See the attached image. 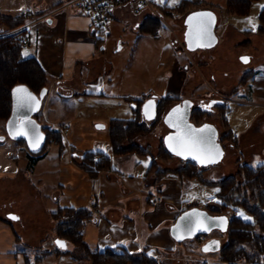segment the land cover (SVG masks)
<instances>
[{
    "label": "crops",
    "instance_id": "crops-1",
    "mask_svg": "<svg viewBox=\"0 0 264 264\" xmlns=\"http://www.w3.org/2000/svg\"><path fill=\"white\" fill-rule=\"evenodd\" d=\"M69 1L0 0V12L3 13L20 14L28 8L34 11L38 20L21 31L30 43V47L26 49L29 52L27 57H35L48 73L51 90L49 89L47 97H53L55 107L61 110L58 113V120L50 121L46 118L45 122L50 125L57 122L59 123L57 127L68 129L62 135L66 150L62 154L58 151V165L56 164L60 175L59 186L63 192L60 197L54 198L57 208L50 216L59 208H90L94 219L83 226L82 234L86 245L95 251L125 250L129 253L147 255L161 264L167 262L203 264L204 259L213 260L212 264H253L221 261L215 251L192 255L187 252L190 248L185 242L178 246L169 232L171 224L182 211L193 206L199 207L197 200H194L186 209H181L184 196L180 186L181 176L170 172L157 184H147L145 177L153 155L151 153L143 157L130 153L113 155L112 147L108 145L110 134L106 136L89 129V124L100 120V117L92 113L82 120L78 118L75 110L79 102L88 106V103L109 100L116 108H123L118 114L127 112L126 106L130 105V114L134 118L135 105L127 98L149 99L155 96L159 100L170 96L176 100L192 101V96H185L183 92L187 74L193 65L195 55H198L195 52H208L220 42L221 35L217 33V28L224 16L230 15L226 11L227 0H175V2L147 0L149 6L142 9H136L133 2L127 1L116 9V21L104 40L92 32L90 17L80 15L74 8L68 11L56 10ZM182 2L189 4L185 7L187 11L174 19L171 18L170 16L175 15L174 8L180 6ZM196 11H208L214 16L213 36L216 37V42L212 46H198L189 51L184 39L185 20L188 14ZM162 12L165 15H162ZM150 18L158 19L161 24L155 36L140 32L142 24ZM174 27L182 41L177 34H173L176 33L172 31ZM230 34L225 37H232L235 42L246 41L252 36L246 29H236ZM173 50H182L185 59L180 60ZM165 57L170 58L169 69L165 66L167 64ZM235 85L230 84L228 97L224 100L218 99L227 106L225 101L233 100L236 93L238 97L235 103L244 112L243 125L242 127L239 125L242 132L237 134L235 130L237 126L231 124V108H227L228 126L236 137V144L231 141L228 144V149L230 148L231 154L235 156L233 161L227 160L228 165L230 168H233V165L254 167L255 154L260 155L257 166L264 165V70H245ZM206 104L212 110L220 105L219 102ZM65 105L74 110L70 109L69 113H65ZM101 106L103 104L99 105ZM249 107L260 111L254 117H250L247 115ZM193 108L194 104L192 110ZM131 117L125 119H132ZM121 118L123 117H109L106 122ZM141 121L149 123L145 122L142 114ZM251 121L254 125L249 127ZM75 147L108 155L111 159V168L99 171L97 178L92 179L84 169L74 165L72 148ZM224 147L223 144V149ZM23 149L25 148L22 144L8 142L6 138L0 141V194L2 190L7 192L3 187L9 186L10 183L20 185L23 182L20 164L22 160L26 161L29 158ZM47 157L48 154L43 160ZM225 158L224 149V156L220 162ZM129 162L133 163L129 176L123 175L115 168L118 164ZM38 164L39 161L35 167ZM214 166L197 167L204 174L208 169H215ZM193 179L198 178L191 180ZM154 190L160 196H155ZM208 196L207 206L216 202L215 196L214 198L211 194ZM21 200L19 195L13 198L0 195V264H20V252L28 245L24 241L28 234L26 225L16 208ZM10 215L14 218H10ZM32 219L35 220L36 216L33 215ZM49 225L53 228L54 223L50 222ZM56 240L57 238L49 244L57 245ZM59 244L57 245L59 250H67L68 245H71L65 241ZM37 251L35 249V252ZM36 256L38 257L37 253Z\"/></svg>",
    "mask_w": 264,
    "mask_h": 264
},
{
    "label": "rangeland",
    "instance_id": "rangeland-1",
    "mask_svg": "<svg viewBox=\"0 0 264 264\" xmlns=\"http://www.w3.org/2000/svg\"><path fill=\"white\" fill-rule=\"evenodd\" d=\"M32 1V0H30ZM264 5V0L259 3H255L253 5V8L251 9L249 15L245 17H239L237 15H229V17L224 16L223 21L221 24H219L217 28V33L221 35L220 42L218 45L213 48L212 50L208 52H195L198 55H195L194 62L192 67H190V71L187 74L185 85H184V95L185 96H192V101L194 102V108H193V115H192V122L195 124H204V122H210L213 123L218 131L219 135L222 138L223 135L226 132V128L221 122L220 114L218 111V106L211 110V113H205L200 119H197V117L194 115V110L197 108V104H199L200 99H204V102H208L211 98H217L220 100H224L226 97L229 96L230 93V84H236L239 82L240 77H242L245 70L249 69H255V70H264V29L259 32V22L257 19V16L259 12L264 8L262 7ZM262 7V8H261ZM187 10H184L182 14H184ZM228 13V12H227ZM229 14V13H228ZM177 15L170 16L171 18H175ZM227 18V19H226ZM208 19V18H206ZM211 21L210 19H208ZM206 21V22H209ZM194 24H199L196 22V19L193 20ZM181 28V27H180ZM236 29L241 30H248L252 36L250 39L243 41V42H235L236 40H233L232 37H225V35L230 34L232 31H235ZM10 31L6 25H1L0 27V37L4 36L3 33H6ZM173 32H176L175 27L172 29ZM167 32V31H166ZM174 35L177 34L173 33ZM22 36H26L24 33L20 34ZM173 35V38H174ZM231 35V34H230ZM179 39H181L180 35ZM213 38L212 34L208 36V38L203 37L201 41L205 39H211ZM201 38V35L197 33L193 36V38L190 41V45L194 44V39ZM182 41V39H181ZM127 41H125L126 43ZM169 45V43H168ZM223 46V47H222ZM116 47V46H115ZM114 49L110 52L113 54ZM125 51V48H124ZM123 51V52H124ZM176 52L177 57L180 58V60H184V53L182 50L174 51ZM250 54H249V53ZM124 54V53H123ZM24 56H29L28 50H23ZM248 56L251 59V62L244 63L241 61V57ZM252 57V58H251ZM167 64L165 65L167 69H169L170 65V58H166ZM165 71V70H162ZM235 85V86H236ZM197 87V89H196ZM196 90H195V89ZM51 90V85L49 86L48 90ZM194 89V90H193ZM237 89V87L235 88ZM156 91V90H154ZM159 90H157L158 92ZM238 94L235 93V98L233 100H226V107L231 108V124L236 127V133H241L240 127L243 125V118H244V112L243 109L238 106V104L235 103V100H237ZM160 100V99H159ZM182 100V99H181ZM179 100H176L173 98L172 100H169V102L163 107L161 110V113L158 114L157 119L153 121L152 123H146L148 126H152V129L150 133L143 137H137L134 138L133 141H124L122 143V148H129L132 145H136V147L139 150H147L148 153H151L153 155L152 159L154 158L155 162L157 163L159 169L164 170L167 169L171 171L172 173H177L184 167H187L189 163L184 162L174 156H168V155H160L161 150L164 149L163 146V136L167 132V127L162 122V117L166 114V112L170 109V107L174 104H176ZM160 103V102H159ZM89 105H84L83 103L79 102L76 107V113L78 118L80 119H86L87 115H91L94 113L96 116L100 117V120L90 123L89 129H91L93 132H99L103 135L108 136L110 134V123L111 121L109 117H123L121 119L130 118L132 115L131 112V106L129 105L127 108V112H124L123 114H118L120 111L123 110V108H116L114 104L111 103L109 100H103L98 103H88ZM100 104H103V106L99 107ZM44 107H42V110L37 114L36 119L45 126H48L49 128H56L57 131H59L62 135L65 133V128L57 127L58 124L50 125L45 122L46 118L50 121L58 120V113L61 111L57 107H55V102L53 97L48 96L45 98ZM70 105V104H69ZM69 105L64 106V112L69 113L70 109L74 110V108L70 107ZM116 105V104H115ZM160 105V104H158ZM196 107V108H195ZM260 111V109L257 108H251L247 110V115L250 117H254L255 114H257ZM83 115V116H79ZM133 118V117H131ZM62 120V119H61ZM254 120V119H253ZM256 122V120H254ZM254 122L251 121L249 124V127L254 125ZM97 124H102L105 127L103 129H97L95 126ZM57 125V126H56ZM6 130H5V122L0 120V136H5ZM6 141L8 142H17L23 145V151L28 154V156H37L38 154L31 153L28 149L25 143H22L21 141H14L10 138L6 137ZM231 140H222V143L224 144V149L226 151V158L222 162H218L213 168L215 169H208L205 171V173L202 176V179L205 181L204 185L200 184L198 179H189L186 176H181V188L182 192H184L183 196V205L181 209H186L190 204L193 203L194 200H197V203H199V208L207 210L206 203L209 202V194H211L214 198L215 193L217 191V187L212 185L213 182H218L229 175L236 174L240 167H236L233 165V168H230L228 165L227 160H232L235 158V156L232 153V150L230 148L228 149V144ZM232 142V141H231ZM236 144V143H235ZM108 145L111 144L109 143ZM57 146L51 142L46 145V150L44 151V155L42 158H40L38 166H32L30 163V159L28 158L26 161L22 160L20 164V173L23 174V182L21 184L13 183L7 187H3L0 195H7L8 198L14 197L15 195H19L22 200L19 202V204H14L17 208V210L21 213L22 221L26 225L27 230V236L24 240L28 245L25 248H22L19 256V262L20 264H27L26 258L29 259V264H91V262L84 259V254L81 251H77V256H73V258L69 255H56L58 246L55 245V243L50 245L49 243L57 238L56 232L53 228H51V225H49L50 222H53L51 219L50 213L52 211H55L57 208V202H54L55 197H60L62 191V188L59 186L60 183V175L57 170L58 165V150ZM28 150V151H27ZM21 151H19L20 153ZM77 152H80L82 154L91 152V151H85L81 148H72V155L74 159L78 158ZM130 153V151H129ZM128 153V154H129ZM48 154V157L43 160ZM103 154V153H101ZM132 154V153H130ZM104 155V154H103ZM106 155V154H105ZM125 155V154H122ZM108 156V155H107ZM168 157V158H167ZM253 161V168H256L259 164L260 155L255 154ZM98 156L92 157L93 164L91 167V170L93 172L97 170V160ZM43 160V161H41ZM57 164V165H56ZM111 164V159H110ZM261 164V163H260ZM74 165L77 167H80V162L75 161ZM116 165V164H115ZM194 170L199 171V168L195 165ZM23 167V168H22ZM212 167V166H210ZM115 168L120 171L123 175L129 176L131 175V170L133 168V163L129 162L126 164H118L115 166ZM188 168V167H187ZM83 169V168H82ZM171 176V175H170ZM172 177V176H171ZM1 190V188H0ZM155 196H160L159 194H156V191L154 190ZM243 191H239L236 193V197H238L240 200H244L245 197L249 198L254 197L255 195L253 192L249 191L247 195H243ZM37 196V197H36ZM250 197V198H251ZM253 199V198H252ZM250 199V205H254L252 202H255L254 200ZM214 200L217 201L216 198ZM215 204V202H214ZM14 206V207H15ZM208 206H212V204H209ZM229 212L232 214H235L236 216L240 217L244 221H251V215L244 209L239 207L230 206ZM36 216V219L33 220L32 216ZM54 223V222H53ZM218 233L212 232L208 235L209 238H215L218 237ZM25 238V237H24ZM193 245H192V243ZM187 241L186 244L189 245L190 250L187 252H190L192 255L196 254H202V247L197 248L194 245V239L193 241ZM178 246L182 243H176ZM223 244V241H222ZM35 246H38L35 248ZM35 249L38 251L35 252ZM67 250H72V246L68 245ZM36 253L38 254V257L36 256ZM209 253V252H207ZM25 255L27 257H25ZM147 256V255H145ZM148 257V256H147ZM167 264H169L167 262ZM264 264V262L260 263Z\"/></svg>",
    "mask_w": 264,
    "mask_h": 264
},
{
    "label": "trees",
    "instance_id": "trees-1",
    "mask_svg": "<svg viewBox=\"0 0 264 264\" xmlns=\"http://www.w3.org/2000/svg\"><path fill=\"white\" fill-rule=\"evenodd\" d=\"M257 1L259 0H227L226 11L231 15L245 17L249 15L253 3ZM188 5V3L182 2L180 6L174 8V14L180 15L186 10L185 7ZM162 15L165 14L162 12ZM31 17V15L24 17L20 14L0 12V27L4 24L9 30H16L31 20ZM257 19L260 32L264 29V8L259 12ZM160 27L161 24L158 19L150 18L142 24L140 32L151 33L155 36ZM22 33L24 32L0 37V120L4 122H6L11 113V90L14 86L24 84L34 93L39 94L42 88H49L51 84L48 73L39 65L35 57H25L23 55V49L17 41V36ZM146 99L147 97L127 98L131 104L135 105V108H133L135 117L132 119L111 120L110 144L113 155L128 154L129 151L142 157L148 154L147 150H139L136 145H132L127 149L122 148L124 141L131 142L134 138L143 137L150 133L152 129V126H148L141 121V106ZM172 99L173 97L170 96L160 98L158 114ZM217 108L221 122L226 128L221 140L230 139L235 144L236 137L233 136L226 118L227 107L222 104ZM204 114L205 112L199 108L194 110V115L197 119H200ZM36 117L37 114L35 115ZM41 125L46 134V143L41 152L37 153V156H29L32 166H35L38 160L43 157L48 143L53 142L58 147L60 154L66 150L62 134L57 129ZM19 141L25 143L23 140ZM161 154L172 156L167 152L165 146L159 156ZM77 155L78 158L74 159V161H79L80 167L92 179L97 178L99 171L111 168L110 157L100 152H87L84 154L77 152ZM94 156L99 158L96 163L97 170L93 172L91 167L93 164L92 157ZM193 165L195 164L189 163L188 168L184 167L177 174L186 176L189 179L198 178L200 182L205 183L202 179L203 171H195ZM170 172L167 169H159L153 158L147 171L145 182L147 184H157ZM212 185L218 187L215 193L217 201L215 204L212 203V206H207V210L213 215L226 214L230 220L227 233L223 234L213 231L219 234L217 239L220 240V248L215 251L218 259L230 263L248 262L260 264L264 262V165L256 168L242 165L236 174L229 175L219 182L212 183ZM239 191H243V195H247L251 191L255 196H250L251 198L245 197L244 200H240L236 197V193ZM250 199L255 201L252 202L253 206L249 203ZM230 206L244 208L251 215L252 220L244 221L235 214L230 213ZM51 218L54 222L53 229L56 232L57 239L69 242L73 246L72 250L57 249L59 255H69L73 258V256H77V251H81L84 254V259L91 262V264H161L156 259L147 257L144 254H134L119 249L99 251L90 249L84 242L82 234L83 226L94 219L90 208H59L55 213L51 214ZM208 235L205 234L207 241L214 239H208ZM187 241L191 242L193 239ZM26 262L29 264L28 258Z\"/></svg>",
    "mask_w": 264,
    "mask_h": 264
},
{
    "label": "water",
    "instance_id": "water-1",
    "mask_svg": "<svg viewBox=\"0 0 264 264\" xmlns=\"http://www.w3.org/2000/svg\"><path fill=\"white\" fill-rule=\"evenodd\" d=\"M207 14V15H197ZM211 21H209L208 19ZM199 24H194L193 20ZM184 39L187 50L193 51L198 46H212L216 42L213 36L215 18L208 11H196L187 15L185 20ZM209 21V22H206ZM203 23L208 24L207 34L201 38L194 39V44L190 45V41L194 35L199 33L200 26ZM212 34L213 38L201 41L203 37L208 38ZM246 58V59H245ZM244 63L249 62L248 56L241 57ZM49 93L48 88H42L39 94L34 93L28 86L18 84L11 90L12 108L8 119L5 122L6 135L0 136V141L6 137L11 140H23L31 153L37 154L41 152L46 143V134L42 129V125L35 118L43 107L44 100ZM151 102L150 107H146ZM159 100L155 96L145 100L141 106V114L145 122H153L158 116ZM215 104L214 102H210ZM219 104L223 102L219 101ZM193 102L183 100L179 104L173 106L165 117V121L172 128V132L164 138V146L168 153L172 156L180 157L184 160L196 163L202 168L216 165L224 156V150L220 145V137L216 126L204 123L195 124L191 121ZM179 109V112H174ZM30 122V123H29ZM97 129H103L105 126L97 124ZM203 130V131H201ZM189 137L205 139V143L198 144L195 147L189 142ZM179 152V154H177ZM14 218L13 215L9 216ZM229 216L226 214L213 215L208 210L193 206L182 211L175 221L171 224L169 232L176 243H183L187 240L194 239L200 234H210L213 231L219 233H227L229 229ZM191 228V231H189ZM57 242H62L57 239ZM220 248V240L217 238L207 241L201 248L203 252H213Z\"/></svg>",
    "mask_w": 264,
    "mask_h": 264
},
{
    "label": "built area",
    "instance_id": "built-area-1",
    "mask_svg": "<svg viewBox=\"0 0 264 264\" xmlns=\"http://www.w3.org/2000/svg\"><path fill=\"white\" fill-rule=\"evenodd\" d=\"M133 2L136 9H142L149 6L147 0H70L69 2L62 4L57 11L65 10L68 11L71 8H74L80 15L90 17L92 20V32L97 35L100 39L104 40L110 33V28L116 21L115 11L118 7L122 6L125 2ZM55 10V11H56ZM54 11V12H55ZM22 16L31 15V20H29L24 26L16 29L10 30L6 33H3L4 36L18 34L22 30L30 26L33 21L38 20L34 15V11L31 8H28L20 13ZM17 41L21 45L23 50H26L30 47V43L27 37L18 35ZM64 130L63 128H61ZM68 129L65 128V131ZM96 207V206H95ZM207 238L205 235L200 234L194 239V245L197 248H201ZM203 264H212L214 263L211 259L202 260Z\"/></svg>",
    "mask_w": 264,
    "mask_h": 264
},
{
    "label": "flooded vegetation",
    "instance_id": "flooded-vegetation-1",
    "mask_svg": "<svg viewBox=\"0 0 264 264\" xmlns=\"http://www.w3.org/2000/svg\"><path fill=\"white\" fill-rule=\"evenodd\" d=\"M183 100H185V99L179 100L176 104L172 105V106L170 107V109H171L173 106L179 104V103H180L181 101H183ZM208 102H209V103H210V102L217 103V102H219V100H218V99L211 98ZM206 103H207V102H204L203 100H201V101L199 102V104H197V108L201 109V110L204 111L205 113L210 114L212 109H210V108L207 106ZM193 104H194V103H193ZM220 105H222V104H220ZM195 108H196V107H195ZM170 109H169V110H170ZM169 110H168V111H169ZM168 111H167V112H168ZM167 112H166V114H167ZM192 115H193V110H192V112H191V118H192ZM191 118H190V119H191ZM191 121H192V120H191ZM162 122H163L164 125L167 127V132H166L165 135L163 136V145H164V138H165V136H166L167 134H169L170 132H172V128H170V126H169V124L167 123V121H165V117H164V120H163V117H162ZM151 123H152V122H151ZM204 123H208V124L214 125L213 123H210V122H204ZM214 126H215V125H214ZM218 134H219V132H218ZM219 137H220V135H219ZM221 139H222V138L220 137V145H221V147L223 148V143H222V140H221ZM223 150H224V149H223ZM174 157H176V156H174ZM176 158H178V159H180V160H182V161H184V162H187V163H193V164H196V163H194V162L184 160V159H182V158H180V157H176ZM196 166H198V165L196 164ZM207 168H208V167H207Z\"/></svg>",
    "mask_w": 264,
    "mask_h": 264
},
{
    "label": "snow or ice",
    "instance_id": "snow-or-ice-1",
    "mask_svg": "<svg viewBox=\"0 0 264 264\" xmlns=\"http://www.w3.org/2000/svg\"><path fill=\"white\" fill-rule=\"evenodd\" d=\"M161 2H162V0H161ZM173 2H175V0H173ZM197 15H207V14H197ZM207 31H208V24H207V23H203V24L200 26L199 34H200L201 36H204V35L207 34ZM245 59H246V58H245ZM150 106H151V102H149V105L146 106V107H150ZM173 111H174V112H179V109H174ZM29 123H30V122H29ZM201 131H203V130H201ZM189 142L195 147L196 145H198V144H203V143H205L206 141H205V139H204L203 137L198 138V139H196V138H192V137H189ZM177 154H179V152H178ZM189 231H191V228H189ZM57 243H61V242H57Z\"/></svg>",
    "mask_w": 264,
    "mask_h": 264
},
{
    "label": "bare ground",
    "instance_id": "bare-ground-1",
    "mask_svg": "<svg viewBox=\"0 0 264 264\" xmlns=\"http://www.w3.org/2000/svg\"><path fill=\"white\" fill-rule=\"evenodd\" d=\"M223 47V46H222ZM230 161V160H229Z\"/></svg>",
    "mask_w": 264,
    "mask_h": 264
}]
</instances>
